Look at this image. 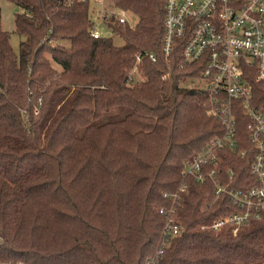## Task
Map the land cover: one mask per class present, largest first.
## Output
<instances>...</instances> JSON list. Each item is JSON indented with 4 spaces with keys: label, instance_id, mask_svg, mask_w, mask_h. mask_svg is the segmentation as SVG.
Segmentation results:
<instances>
[{
    "label": "trees",
    "instance_id": "1",
    "mask_svg": "<svg viewBox=\"0 0 264 264\" xmlns=\"http://www.w3.org/2000/svg\"><path fill=\"white\" fill-rule=\"evenodd\" d=\"M7 1L22 9L24 41L16 55L0 7V263L146 264L163 249L159 264H264V219L236 234L202 229L239 209L192 178L177 215L185 234L160 246L164 195L224 134L189 85L197 72L179 67L178 49L163 54L165 0H114L137 17L108 23L121 45L91 37L93 0ZM252 83L264 112V85ZM114 109L127 114L106 120ZM246 121L241 146L224 152L237 189L254 178L239 155Z\"/></svg>",
    "mask_w": 264,
    "mask_h": 264
},
{
    "label": "built area",
    "instance_id": "2",
    "mask_svg": "<svg viewBox=\"0 0 264 264\" xmlns=\"http://www.w3.org/2000/svg\"><path fill=\"white\" fill-rule=\"evenodd\" d=\"M93 3L99 11L97 17L93 13L91 37H103L100 24L135 25L127 16L133 13L117 6L114 0ZM164 28V56L168 59L178 49L179 67L197 72L189 85L197 90L201 106L221 122L224 134L212 139L202 153L184 165L176 192L164 195L171 205L160 209L166 220L161 247L185 234L177 215L184 205L188 178L199 184L212 183L215 200L227 195L239 209L202 229L220 231L228 227L236 234L251 221L264 219V112L252 103V81L264 85V0H165ZM150 59L157 61L155 55ZM241 117L247 119L248 141L244 142L248 148L239 155L249 158L254 176L247 181L246 189L234 186L238 177L232 169L224 170V152L241 146L237 139V121ZM161 255L163 249L146 264H159Z\"/></svg>",
    "mask_w": 264,
    "mask_h": 264
},
{
    "label": "rangeland",
    "instance_id": "3",
    "mask_svg": "<svg viewBox=\"0 0 264 264\" xmlns=\"http://www.w3.org/2000/svg\"><path fill=\"white\" fill-rule=\"evenodd\" d=\"M0 7L2 12V28L4 31L9 33L10 45L14 50V52L16 53V55H19L20 44L22 41H24V38L16 33L15 17L17 13L22 12V9L16 7L13 3L7 0H0ZM93 9L95 10L94 17H97L99 6L93 4ZM127 16L131 23L137 22V17L135 15L134 16L127 15ZM100 31L103 36L113 37L116 44L118 45L122 44V41L117 36L114 35L112 29L106 26L105 24H100ZM126 114H127V110L114 109L108 114L106 120H117L123 118ZM225 158H226V154L224 153V159Z\"/></svg>",
    "mask_w": 264,
    "mask_h": 264
}]
</instances>
